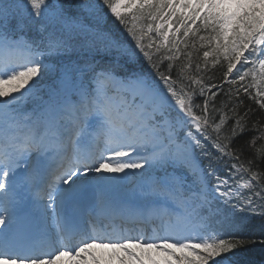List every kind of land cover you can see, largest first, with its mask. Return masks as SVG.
<instances>
[{
    "label": "snow or ice",
    "instance_id": "6c2138e0",
    "mask_svg": "<svg viewBox=\"0 0 264 264\" xmlns=\"http://www.w3.org/2000/svg\"><path fill=\"white\" fill-rule=\"evenodd\" d=\"M256 246L264 0H0V264Z\"/></svg>",
    "mask_w": 264,
    "mask_h": 264
},
{
    "label": "trees",
    "instance_id": "16d2710c",
    "mask_svg": "<svg viewBox=\"0 0 264 264\" xmlns=\"http://www.w3.org/2000/svg\"><path fill=\"white\" fill-rule=\"evenodd\" d=\"M212 73L209 72L208 75ZM175 75V72L173 73ZM221 79V72L219 70L215 71V76H213V80L217 83L220 82ZM225 90L227 89V85L224 86ZM198 103L202 102V98L197 96ZM237 259L241 262V264H258L264 262V249H261L259 246L252 247L249 249H242L240 251L239 256Z\"/></svg>",
    "mask_w": 264,
    "mask_h": 264
}]
</instances>
